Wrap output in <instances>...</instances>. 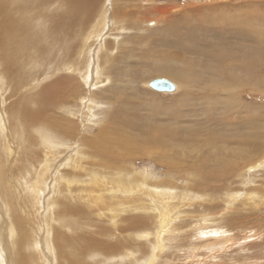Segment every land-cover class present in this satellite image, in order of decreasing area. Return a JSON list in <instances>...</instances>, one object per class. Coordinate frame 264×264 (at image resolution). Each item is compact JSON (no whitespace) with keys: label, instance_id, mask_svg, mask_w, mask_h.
I'll return each mask as SVG.
<instances>
[{"label":"rangeland","instance_id":"374dc122","mask_svg":"<svg viewBox=\"0 0 264 264\" xmlns=\"http://www.w3.org/2000/svg\"><path fill=\"white\" fill-rule=\"evenodd\" d=\"M210 3L211 0H144L137 5L149 9L146 14L150 20H161L157 16L164 6L190 11ZM132 4L127 0H101L94 13L98 20L105 11V22L103 29L94 34L97 20L91 18L93 6L89 7L86 0H0V264H74L94 245L116 249L123 244L122 252L104 256L94 253L85 264H149L154 253V264H264V16L255 23L256 33L260 34L255 33L253 85L236 90L240 102L255 108L249 114L246 109L244 113L239 111L241 119L257 120L252 159L241 160L233 167L232 162L223 161L217 150L205 146L203 139L209 125L200 132L202 108L198 107L197 111L182 108V115L193 120L187 127L202 146L196 149L189 145L187 154L177 150L180 156L174 160L181 165L179 168L161 164V157L154 151L109 167L92 156L88 144L103 129L114 128L115 120L124 113L121 108H127L122 106L123 96L129 95L130 100L140 104L141 100L150 104L149 99H153L162 107L167 124L179 128L171 119L176 102L181 101L182 83L162 74L142 76L137 69L147 63V59L142 60L143 53L153 50L151 44L147 47L142 42V37L154 33L157 38L168 26L163 20L157 31L148 27L140 30L112 19L116 8L131 11ZM86 9L91 16L84 14ZM259 9L264 14V9ZM179 15L168 19H176L182 31L184 20L204 21L205 26L209 18L189 13L180 19ZM4 25L9 31L3 30ZM211 34L206 41H213ZM189 57L199 60L196 54ZM220 63L223 73L232 70L226 55ZM158 78L171 82L175 91L153 89L151 82ZM65 84L67 89L62 86ZM49 88L62 95L45 104L42 97ZM148 104L142 103L145 108ZM143 107L139 111L146 117ZM147 118L145 126L152 124ZM94 172L108 176L105 180L109 184L121 179L125 186H140L143 178L151 175L149 186L162 192L171 190L178 198L185 190L190 201L171 211L168 232L159 237V210L151 201L140 192L128 197H123L125 191L114 194L110 191L112 185L110 192L98 191L89 183ZM93 191H103L105 203L97 205L90 199L89 203L87 199ZM126 201L131 205L139 203L132 206L151 204L153 208L148 206L151 212L130 210L120 214L114 224L112 207ZM72 207L79 208L78 212H71ZM135 219L142 221L138 230L145 229L144 232L134 229Z\"/></svg>","mask_w":264,"mask_h":264},{"label":"bare ground","instance_id":"6f19581e","mask_svg":"<svg viewBox=\"0 0 264 264\" xmlns=\"http://www.w3.org/2000/svg\"><path fill=\"white\" fill-rule=\"evenodd\" d=\"M79 1H84V0H79ZM123 1L126 2V0ZM142 1L144 0H130V1L127 0V2L133 3L130 6V8H132L133 10L127 11V9L122 10V8L118 7L112 13V19L115 20L116 22H121V24L124 23L129 24L134 29L140 28V30H146L144 28L148 27L154 31L158 30L157 27L160 21L165 20V23L168 27H165L162 30V34L160 32L157 38H154V36H156V34L154 35V33L152 34L150 33L149 35L142 37L143 40L142 42H146L147 47H149L151 44L150 47L153 50L152 51L147 50L143 53L142 60L145 61L147 59V63H145V65L143 64L138 65L141 66V68L138 67L137 69L140 71L139 74L142 76L152 73L162 74L174 78L177 81H179V83L180 82L182 83L183 94L181 97V101L176 102L177 104L175 103L176 106L174 110H176V112L174 111L175 112L174 118L171 119V122L178 125L179 128H174L173 125L167 124V120L165 118H162L164 115L163 112H161L162 107L160 106L158 107L155 103H153V99H151L150 97H149L150 98L149 101H151L150 104L142 101L141 99L143 97L142 98L139 97V99L141 98L140 100L143 104L144 103L148 104L146 105L147 108H145L143 107L142 103L141 104L134 103L133 100H130L131 98L129 95L126 97L123 96L121 101L122 106L126 105L127 108L124 109L121 108V111L124 112L125 114L130 113L131 117L124 115L123 113V115H121L119 119H116L117 121L114 119L116 122L114 123L115 124L114 128L110 127L109 129H103L100 135L95 140H89L88 145H89L90 153L96 159L99 158L101 162L102 161L105 162L106 163L105 165H108L110 167V166H117L118 164L124 162V160L132 162L133 159L146 156L147 153L154 151L157 152V154H159L158 157H161L158 160L161 164L167 165L168 168H173V169L179 168L181 165L176 163L174 160V158H178V155L180 156L177 150L180 149L182 152L187 154V152L185 151L189 149L190 147L189 145H191L192 147H196V149H199L197 148L199 145L202 146L201 143L200 144L198 143L199 140H197L193 136V132L191 133L190 128L187 127V124L191 121L193 122V120L189 119L190 117L188 118V116L184 114L182 115V108H184V110L186 111H197L198 107H201L202 108L201 117H199V119H201V122L200 123L198 122L199 125L201 124V126H199L200 132L201 131L204 132V125L206 124L209 125L206 131L208 132V134L205 136L206 138L204 137L203 139L204 145L210 147V149L217 150L218 154L222 156L223 161L232 162L233 167L237 162L241 160L248 161V159H250L251 156L253 155L252 154L254 148L253 146L257 142L256 137L258 133H256L255 128L258 124H257V120L254 117L252 118L251 116H250L251 118L241 119V113L242 112L244 113L245 109L247 110L246 114H249L248 112L249 111L254 112L255 108L250 106L252 108L251 110L250 107L247 106V104L240 102L239 99H237L236 90L237 89L239 90V88L246 86V84L253 85L252 84L253 69L255 68L254 62H255V52H256L255 44L257 42L256 36L260 34V33L258 34L256 33L255 23L258 22L260 19H262L259 18V16H264L263 13L261 15V11L259 9V7L264 9V0H211L210 4L206 6H197L194 10H190L191 12L187 11V9H183V10L182 8L178 9L177 6H173V7L164 6L160 9V15L157 16L160 17L161 20H154V19L150 20L146 14V12L149 9L147 8L142 9L143 7L137 5L138 2H142ZM150 1L157 3L161 0H150ZM86 2L89 4V7L93 6V9H91L90 11L93 12V16L91 18L92 19L95 18L94 19L95 22L97 20L96 17L97 12L95 14L94 9L97 6L99 9L101 5V0H86ZM92 2L96 4V7L92 4ZM124 5L125 8H128L126 4ZM87 10L88 9L85 10L86 12H84V14L89 16L90 12H87ZM178 13L180 14L179 16H177L179 18L180 16L183 17L184 14L185 16H188L189 13H194L195 15L203 17V19H206L207 17L209 18L205 20V26H204V21L201 23L199 22L192 23L190 21L184 20L183 28H182L184 31H182L180 28H179L180 30H178L179 26H178V21L176 19H168L169 16ZM102 14H103L102 16L100 15V19L98 18L97 20V24L94 29L95 30L94 34L98 33V29L104 26L106 12L103 11ZM143 24L147 26H144ZM129 25L126 26L128 27ZM204 27H207L206 30L204 29ZM3 30L9 31L8 26L4 25ZM210 33H212L210 38H212L213 41H209V40L206 41L205 38L206 36H209ZM255 33L257 34L256 36ZM222 49L225 51L224 54L222 52L223 51ZM195 54L199 56L198 61L195 60L194 58L189 57ZM224 55L227 56L228 62L230 64L229 67L232 68V70H230L227 74L222 72L223 71L221 67L222 64L220 63L221 58ZM125 71L127 70L125 69ZM230 72L233 73H231L230 75L229 74ZM122 74L119 75L122 76ZM84 76L86 77L87 73H85ZM142 76H140V78H142ZM81 77H83V75ZM99 79L97 80L99 81ZM65 85L62 86L67 89V85L66 86ZM129 85L130 84L128 85L126 84L127 87ZM119 93H121V90ZM61 95H59L58 91L55 92L54 90L52 91L49 88L46 89L45 95L42 97V100L45 104H49L50 99L57 98ZM141 106L143 107V111L146 112V117H144L139 111V108ZM151 106H155L156 109H151ZM158 109L160 111H158ZM240 109H242V111H240ZM147 117L149 118V120L152 121V124L145 126L146 125L145 119ZM229 117H231V119L234 120H231ZM217 125H219L220 127H218ZM125 129L129 130L130 132L129 131L126 132ZM133 131L135 132L138 131L139 134L134 133ZM193 150H195V148ZM256 152H259V149ZM48 153L50 154L51 152ZM79 158L80 157H78V159ZM48 161L50 160L47 159V162ZM95 172L91 174L92 177L89 183L92 185V187L94 188L97 187V190L104 189V191H108V189L111 188L110 185H112V187L114 188H112L110 191L113 192L114 194H116L117 191H121V192L125 191V195H123V197H128L137 194V192L138 193L140 192V195L141 194L145 195V197L151 201V203L159 210V215H160L159 222L162 228L161 230L159 229L160 230V232H158L159 237H161L162 232L165 233L168 232L169 226L171 225L170 224L171 211L176 210L177 208L180 207V205L185 206L186 203L190 201L189 200L190 197L187 198L188 193L185 190L183 191V194L181 193L178 198L177 197L178 195L176 196V194H172L170 192L171 190L168 192H162L159 188L149 186L148 180L149 178H151V175L146 176L144 174L146 177L143 178L144 181L141 182L140 186H137L133 183L132 185L125 186L123 185L121 179L118 180L113 179L114 181L112 183L110 182L111 184H109L105 180V178H107L108 176L104 177L102 174H101L102 176L101 175L99 176ZM114 172L115 171L113 170V173ZM110 174L112 175V172H110ZM133 179L136 180V178ZM73 181H74L73 183H75V180ZM141 188H143L144 190L138 191ZM89 199L93 200V202L97 205H101L105 203L103 191L102 193L93 191L91 195L88 196L87 201H89ZM89 203L92 202L89 201ZM134 204L136 205L139 203L133 202L132 205ZM132 205L131 203L126 201L124 203L120 202L115 207L114 206L112 207L111 213L114 214L113 217H115L114 224L117 223L116 216L120 214H123L130 210L131 212L134 211L151 212L150 210L151 208L149 207L153 206V205L151 206V204L150 206L147 204L149 207L146 206L145 204H143L142 206L141 205L132 206ZM157 205H161L162 208L161 207L159 208ZM78 209L79 208L72 207L70 208V211L78 212ZM117 211L118 213H115ZM141 224H142L141 220L135 219L132 221V226L138 232H142L143 230H145V229L138 230L141 227ZM64 240L67 244V240L66 239ZM158 240L159 241L157 243L160 245L161 244L160 238H158ZM78 241H81V239H78ZM67 247H69V245H67ZM161 247L162 246L158 248L159 249L158 252H160ZM90 249L94 250V252L91 251ZM123 249H125L124 244L121 247L117 246L116 249H111V248L104 249L101 248V246L99 245H94L92 246V248H87L86 250H88V252L86 254H82L81 257H78L79 260L74 262V264H85V260L88 261L90 256L93 255L94 253L103 255V254H110L115 252L116 253L122 252ZM110 256H112V254ZM151 258L152 260H150L149 264H154L156 262L155 253ZM86 264H96V263H86Z\"/></svg>","mask_w":264,"mask_h":264},{"label":"water","instance_id":"95a60500","mask_svg":"<svg viewBox=\"0 0 264 264\" xmlns=\"http://www.w3.org/2000/svg\"><path fill=\"white\" fill-rule=\"evenodd\" d=\"M151 86L153 89L161 92L172 93L175 91L173 84L165 79H157L151 82Z\"/></svg>","mask_w":264,"mask_h":264}]
</instances>
